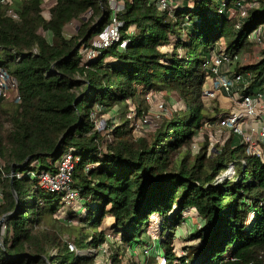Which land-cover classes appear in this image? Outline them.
<instances>
[{
  "label": "trees",
  "instance_id": "16d2710c",
  "mask_svg": "<svg viewBox=\"0 0 264 264\" xmlns=\"http://www.w3.org/2000/svg\"><path fill=\"white\" fill-rule=\"evenodd\" d=\"M56 1L50 20L42 15L43 0H16L18 18L0 5V69L16 79L22 97L15 110L0 102V158L5 161L0 169L5 195L0 219L8 216L7 238L0 236V264H94L93 256L71 251L57 230L42 226L64 204L63 196L40 189L39 180L29 176L55 171L69 149L80 158L74 182L85 201V221L94 230L90 241L86 236L74 244L78 250L98 249L107 241L98 231L107 216L113 218L120 244L133 249L147 243L148 223L158 215L162 234L156 255L165 264H264V162L246 156V146L234 136L216 156L203 149L191 158L196 130L216 118L203 102L208 76L204 60L223 40L232 55L247 51L252 32L264 29V0H193L192 7L186 0L173 16L152 0H116L122 2L116 15L124 24L121 41L86 64L79 45L111 24V0ZM252 1L259 7L248 9L246 17H229L231 8L239 10ZM88 13L89 19L83 20ZM187 16V37L173 53L162 52L171 35L184 30ZM73 21L81 25L67 38L65 30ZM41 30L51 32L54 42H48ZM124 41L127 45L121 48ZM236 72L244 80L251 75L244 91L256 93L255 88L264 85V50L257 64L240 66ZM164 90L176 92L186 112L140 138L133 136L128 121L112 131L113 142L103 152L107 139L96 128V106L110 110L131 100L140 108L144 92ZM232 162L235 177L217 181ZM88 165L94 168L86 173ZM190 209L205 226L189 237L200 244L180 257L174 248L176 233ZM109 264L124 263L116 254Z\"/></svg>",
  "mask_w": 264,
  "mask_h": 264
},
{
  "label": "built area",
  "instance_id": "2783aa9c",
  "mask_svg": "<svg viewBox=\"0 0 264 264\" xmlns=\"http://www.w3.org/2000/svg\"><path fill=\"white\" fill-rule=\"evenodd\" d=\"M16 0H0V5L6 8L7 14L14 18H18L17 13L14 11V4ZM24 1V0H22ZM27 1V0H25ZM112 1V0H111ZM158 9L162 12H167L171 16L181 9L185 4L186 0H152ZM49 0H43V6ZM57 1L50 6H47L48 11L56 5ZM189 3V7H192ZM259 7L257 1L250 2L247 7H242L237 10L236 8H231L228 11L230 18L234 17H246L248 9ZM122 6L119 5L118 10L115 11L114 17L111 24L99 35L91 38L87 43L82 44L79 49V55L83 64L95 61L101 56L103 50L112 47L114 44L121 41L120 29L123 27V23L117 19V13L121 10ZM43 11V9H42ZM223 12V9H220ZM50 14V11L48 12ZM51 18V17H50ZM50 20V19H49ZM187 22L186 26H189ZM239 28V25L237 26ZM249 40L253 44H263L264 43V29L263 26L255 29L249 36ZM221 51L217 52L212 50L210 55L205 58L203 66L207 71V78L204 83L203 89V101L208 109L214 110L218 108L217 104L214 102H219V108L222 106L220 98L227 97L228 105L225 107L224 113L216 116L212 121L204 122L203 127H208L209 129L216 130L223 137L220 142V147H224L225 144L230 140L232 136L240 138V144L245 145L246 155L255 157L264 162V91H259L257 93H243L239 94L233 93V87L243 83L245 77L242 73H237L233 69V66L237 64L239 55H232L228 53L225 47H222ZM127 41H124L120 47L125 48ZM172 53V51H171ZM111 61L109 58L107 62ZM234 76H231V73ZM248 79L251 75L247 76ZM250 85V82L245 85V89ZM9 94H13L16 103L21 104L22 97L19 92L18 82L14 77H12L6 70L0 69V99L6 98ZM143 97L146 102L153 105L154 113L150 116H144L139 118L135 113L136 107L132 104L131 107V128L135 132H141L144 129H148L152 125L154 119H161L166 117L167 119L173 117L182 108L178 107L179 104L173 105L168 108L166 105L163 95L156 91H146L143 93ZM130 103L131 100H129ZM96 128L101 131L103 129L104 122L98 121L95 116ZM217 144L211 143L207 148L208 156L214 157L221 150ZM200 148L195 144L191 146V152L194 154L200 153ZM80 158L75 155L73 149H69L61 157L59 162L56 164L55 171H40L39 174L34 172L30 173V177L37 178L39 180L40 189L47 191L49 193L61 194L63 196L64 205L67 207H78L84 206L85 201L81 197V191L76 187L74 182V172L77 163ZM243 165H246V161H242ZM5 163L0 158V169L2 170ZM36 166V164H34ZM35 168V167H34ZM94 168L92 165H88L85 168V172ZM236 175L235 163H230L228 169L217 178V181H223L224 179H231ZM17 178H21V174L16 175ZM3 177H15V174L7 175L3 173ZM5 195L3 188L0 183V204L4 201ZM5 222V221H4ZM3 222L2 224V234L7 233V226ZM120 241V239H119ZM71 251L79 252L75 245L68 243ZM107 246V241H106ZM92 253V250H88ZM107 253L104 249L103 254ZM144 254H149V248L143 250Z\"/></svg>",
  "mask_w": 264,
  "mask_h": 264
},
{
  "label": "rangeland",
  "instance_id": "374dc122",
  "mask_svg": "<svg viewBox=\"0 0 264 264\" xmlns=\"http://www.w3.org/2000/svg\"><path fill=\"white\" fill-rule=\"evenodd\" d=\"M53 3L54 0H49L46 6L42 7L43 9L42 15L46 20H49L51 17V9L49 10L50 11L49 14L48 8L46 7L52 5ZM189 3L191 5H194L193 0H190ZM119 5H122V2L118 3L116 0L111 1V7L114 11L118 10ZM90 16L91 13H88L83 17V20H88ZM187 22L190 23V19L188 16L183 21L184 30L182 29L180 30L181 34L171 35L170 43L166 46L161 47L162 52L171 54L172 51L173 53L175 49L174 47L181 40H184L187 37L186 33L189 27L186 26ZM80 25H81L80 21H73L70 25L67 26L64 33L65 36L67 38L72 37L74 34L77 33ZM40 33L48 40V42L50 43L54 42V37L51 32L41 30ZM220 43H223L222 47H226L224 40L221 41ZM220 43L217 44L216 46L217 52L221 51ZM263 50H264V43L252 44L247 51H243L239 54L238 62L233 66V69L236 70L240 66L257 64L262 59ZM178 53L180 54V56L184 55V50L182 48H179ZM203 57L205 58L206 56L203 55ZM230 75L234 76V73L232 72ZM249 82L250 81L248 80L247 77L242 84H238L233 87V93H237V92L239 94L245 93L244 91L245 85L248 84ZM259 87L263 89L264 85ZM259 87L255 88L256 93L259 92L258 91ZM160 93L163 95V99L166 105L168 106V108H171L173 105L179 104L178 107L182 108V110L178 111L176 114L186 112V105L176 92H169L168 90H164V91H160ZM0 102L9 109L15 110L20 107V104L15 102L13 94H9L8 97L0 99ZM140 103H143V106L139 108L138 107L139 103H138L137 106L138 109L135 111V113L139 118H142L144 116H150V114L152 115L154 113L152 107L153 105L149 104L146 101H142L141 99H140ZM214 103L217 104L218 106L217 108L218 111H216L215 113H213L212 109H207V107L206 106L205 107L210 112L211 117L215 118L216 113H220L222 109L219 108L220 105L218 104L219 102L215 101ZM127 104L125 103L124 105H116L115 107L112 108V110L111 109L106 110L101 106H96V110L98 111V115H96L97 120L103 121L105 124L103 125V129L101 130L103 136H105L107 139V142L102 145V151L105 153H107V145L113 142V136L111 135L112 131L116 127L122 126L128 121H130V127H131L130 117L132 114L131 107H133L132 106L133 102L130 103V101H128ZM221 105L222 107H227L222 103ZM176 114H174L173 117ZM166 120H167L166 117L161 119H154L152 121L151 127H149L147 130L144 129L141 132L139 131L135 132L134 129H132L133 136L135 138H140L143 136L151 135ZM222 138L223 137L221 136V134L216 130L209 129L208 127H201L200 129L196 130V134L192 144H195L200 148V150H203V149H207L211 143L217 144L218 141L220 142V140H222ZM219 145L220 143H218L217 146L220 147ZM220 148L223 149V147ZM196 155L197 154L192 153L191 158L195 159ZM176 156L177 159H179L181 158L182 153L177 154ZM2 161L5 163L3 159ZM234 177L235 176H233L232 178ZM85 214H86V207L84 206H81L80 208L77 209L72 207L69 208L64 204H61L60 209L57 211V213L53 217H47L46 220L44 221V224H42V226L51 227L57 230L61 234L64 242L66 243H72L73 245L77 244L81 238L86 236H90L89 237V241H90L94 230L91 228L90 224H88L85 221ZM184 218L186 219V223L177 230L176 240L174 243L175 251L180 257H184L186 255L187 253L186 249H188L189 247H196L200 244V241L198 239L194 241H189V237L190 234H192L195 231H199L200 229H203L205 226V220L202 219L194 209L187 210L184 213ZM160 226H161V218L158 215L152 216L147 226V230L145 233L146 236L144 237V240H146L147 243L138 244L135 246V248L130 249L127 244L123 243L124 245H122L118 242L119 241L118 239H120V237L113 232V219L112 217L107 216L102 222V225L98 229L99 232H102L104 235L107 236L108 238L107 246H106V242H104L103 244L100 245L98 249H83V250L79 249V251L82 252L83 256L85 257L89 258L93 256L92 258L94 264H109L111 262L112 256L116 254H119L124 264H129L133 262L134 263L137 262L138 264H150L149 263L150 261H152L154 264H165L164 258L162 256L156 255V249L158 244L157 242L161 238V234H162ZM2 235H3L2 238L6 239L8 234L5 233V235L4 234ZM146 247L149 248V254L143 253V250ZM104 249L107 251V253L105 252L103 254ZM88 250H92L93 252L89 253ZM152 256H156V258L153 259Z\"/></svg>",
  "mask_w": 264,
  "mask_h": 264
},
{
  "label": "crops",
  "instance_id": "0c3cea01",
  "mask_svg": "<svg viewBox=\"0 0 264 264\" xmlns=\"http://www.w3.org/2000/svg\"><path fill=\"white\" fill-rule=\"evenodd\" d=\"M220 101H221V103L223 104V105H225V106H227V103H228V98L227 97H222V98H220ZM221 109H222V111L220 112V113H216V116H218L219 114H221V113H224L225 111V107H220ZM105 110V109H104ZM112 110V109H111ZM215 113V112H214ZM212 118H214V117H212ZM237 138V140L238 141H240V138L239 137H236ZM235 145V144H234ZM75 208H80V206H78V207H75ZM113 219V218H112Z\"/></svg>",
  "mask_w": 264,
  "mask_h": 264
},
{
  "label": "water",
  "instance_id": "95a60500",
  "mask_svg": "<svg viewBox=\"0 0 264 264\" xmlns=\"http://www.w3.org/2000/svg\"><path fill=\"white\" fill-rule=\"evenodd\" d=\"M81 45H82V43H81L79 46L81 47ZM60 143H61V141H60ZM60 143H59V145H60ZM13 193H14L16 199L18 200V196H17V194H16L15 192H13ZM7 217H8V216H4L3 218L0 219V236H1V228H2V224H3V222L6 220ZM0 243H1V239H0ZM78 254H79V255H83L82 252H80V251L78 252Z\"/></svg>",
  "mask_w": 264,
  "mask_h": 264
}]
</instances>
